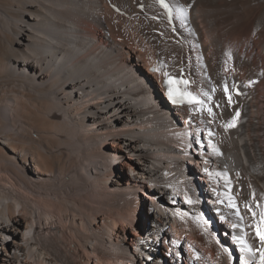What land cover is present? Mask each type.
<instances>
[{"label": "bare ground", "instance_id": "1", "mask_svg": "<svg viewBox=\"0 0 264 264\" xmlns=\"http://www.w3.org/2000/svg\"><path fill=\"white\" fill-rule=\"evenodd\" d=\"M170 1L175 28L156 0H0V264L256 260L244 180L264 198V0ZM146 53L191 62L199 114L169 105ZM240 78L247 104L230 108L213 81Z\"/></svg>", "mask_w": 264, "mask_h": 264}, {"label": "rangeland", "instance_id": "2", "mask_svg": "<svg viewBox=\"0 0 264 264\" xmlns=\"http://www.w3.org/2000/svg\"><path fill=\"white\" fill-rule=\"evenodd\" d=\"M251 33H252V31H250L248 34H249V36L251 37L252 35H251ZM257 56L258 55V53L257 52H255V50H254V56ZM222 74H225V72H222ZM194 168V167H193ZM132 172H133V170H132ZM131 172V170L130 169H124V170H122V173H123V176L122 177H120L123 181H127V178L129 177V179L131 178L132 179V177H130L129 175L132 173ZM164 200V199H163ZM139 213L140 214H142V213H144L146 216H147V212H146V210L144 211V210H142L141 208H140V210H139ZM142 217V216H141ZM141 223H142V221H141ZM211 223V222H210ZM214 223H215V221L214 222H212L211 224L212 225H214ZM216 223H217V221H216ZM229 231H231V230H229ZM116 231H114L113 229H112V232H111V234H112V237L113 238H116V236L113 234V233H115ZM131 234H129L128 233V241H130V238H131ZM225 237V236H224ZM213 238H218V239H220L221 240V238L223 239V236H221L219 233H217L216 232V234L213 236ZM183 239L184 240H186L187 238L186 237H183ZM225 239V238H224ZM227 239V238H226ZM184 242H186V243H184L185 245H184V249H186V251L188 250L187 249V247H186V244H187V242H188V244L189 245H191L190 243H194V242H190L188 239L186 240V241H184ZM197 245V244H196ZM195 245V243H194V246H196ZM202 253L203 254H207V255H209V256H211V253H209L208 252V249H205L204 251H202ZM233 260V264H241L240 262H239V258H238V255H237V252L235 253V251H234V258H232ZM186 263V262H185ZM242 264H244V262L242 263Z\"/></svg>", "mask_w": 264, "mask_h": 264}, {"label": "snow or ice", "instance_id": "3", "mask_svg": "<svg viewBox=\"0 0 264 264\" xmlns=\"http://www.w3.org/2000/svg\"><path fill=\"white\" fill-rule=\"evenodd\" d=\"M165 7H167V5H164ZM155 71V69H154ZM172 83H186L185 81H174ZM171 89H170V94H171ZM195 101V97H191L189 102H193ZM229 101H231V98L229 97ZM198 102V101H196ZM239 115V114H237ZM257 235L260 237L261 241L264 242V230H262L259 226L257 227ZM262 255H264V253H262Z\"/></svg>", "mask_w": 264, "mask_h": 264}]
</instances>
